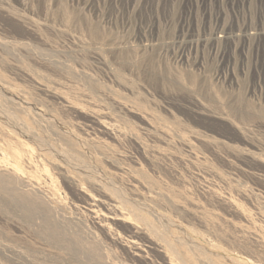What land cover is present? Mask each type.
<instances>
[{
  "label": "rangeland",
  "instance_id": "obj_1",
  "mask_svg": "<svg viewBox=\"0 0 264 264\" xmlns=\"http://www.w3.org/2000/svg\"><path fill=\"white\" fill-rule=\"evenodd\" d=\"M0 264H264V0H0Z\"/></svg>",
  "mask_w": 264,
  "mask_h": 264
},
{
  "label": "built area",
  "instance_id": "obj_2",
  "mask_svg": "<svg viewBox=\"0 0 264 264\" xmlns=\"http://www.w3.org/2000/svg\"><path fill=\"white\" fill-rule=\"evenodd\" d=\"M222 37V36H221Z\"/></svg>",
  "mask_w": 264,
  "mask_h": 264
}]
</instances>
